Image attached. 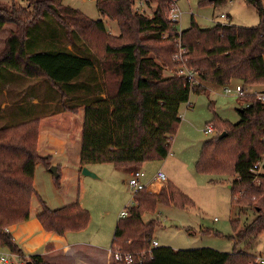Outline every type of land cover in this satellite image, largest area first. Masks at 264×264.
Wrapping results in <instances>:
<instances>
[{
	"label": "trees",
	"instance_id": "1",
	"mask_svg": "<svg viewBox=\"0 0 264 264\" xmlns=\"http://www.w3.org/2000/svg\"><path fill=\"white\" fill-rule=\"evenodd\" d=\"M25 1L26 7L14 1L11 6L0 7V33L6 26L14 27L0 53V70L6 69L27 80H46L58 92L66 93L69 88H79L78 81L85 77L86 71H94L98 65L101 78L96 80L97 93L79 103V107L71 103L62 105L64 112L84 109L82 170L98 165L141 169L151 162L166 161L182 124L181 108L189 103L192 94H208L204 84L224 88L239 81L244 88L264 86L262 0H244L258 14L256 27L239 28L229 23L204 29L193 19L191 27L182 32L178 24L169 21L175 7L172 0H96L101 16L118 24V37L109 34L102 20L89 19L79 10L65 6L63 0ZM138 1H143L149 10L154 1L153 14L139 13L135 6ZM235 1L201 0L199 5L219 8ZM49 18L64 28L73 51L56 44L42 48L32 45L28 50L30 30ZM180 49L185 53L177 59ZM184 69L193 72L198 82L179 75ZM166 70L175 72L165 76ZM242 98L250 105L240 111V123L224 121L214 112L209 124L214 125L218 137L202 146L195 168L200 175L233 178L232 204L249 210L258 209L257 202L264 199V173L252 172L264 161V104L256 95ZM210 108L213 110L212 103ZM40 127L41 120L37 118L0 130V250L25 260L9 228L30 220L34 198L42 209L38 220L47 232L59 236L79 233L91 221L90 212L79 201L51 209L37 193V165L47 170L52 167V157H44L38 150ZM221 135L226 136L220 139ZM58 173L59 177H53V181L60 188L62 175L60 170ZM256 179L258 184L254 183ZM133 196L135 205L126 208L128 217L117 223L113 253L138 256L151 250L154 234L162 224L160 221L145 224L143 218L156 213L159 206L182 210L195 207L193 200L173 183L160 194L140 191ZM258 212L244 229L240 221L231 222L236 234L232 238V253L209 248L159 247L152 249L153 259L142 264H253L258 257L238 248L250 246L264 235V213L260 209ZM27 261L50 264L42 255L30 256Z\"/></svg>",
	"mask_w": 264,
	"mask_h": 264
},
{
	"label": "rangeland",
	"instance_id": "2",
	"mask_svg": "<svg viewBox=\"0 0 264 264\" xmlns=\"http://www.w3.org/2000/svg\"><path fill=\"white\" fill-rule=\"evenodd\" d=\"M13 1L23 7L27 5L25 0H0V7L11 6ZM200 1H177L176 7L182 13L178 24L180 32L189 29L193 19L204 29L213 28L216 23H231L239 28H253L259 24L258 14L244 0H236L219 8L201 7ZM262 1L264 2V0ZM63 3L65 6L79 10L93 21L102 20L110 35L120 36L118 24L101 16L97 9L96 0H63ZM151 5L150 10L143 1H138L135 6L139 13L145 12L150 16L155 10L156 3L152 1ZM222 15L230 16L226 21L221 20ZM13 29L14 27L9 25L0 33V53L3 51L9 33ZM74 35L72 33V39L77 44V38ZM29 42V49L27 48L29 51L32 45L35 46L34 48H37V45L38 48H42L50 44L61 45L68 49L72 48L67 43L66 31L52 18L40 22L30 30ZM97 66L94 71L89 69L84 75H100ZM173 71L166 70L164 75L169 76ZM26 81L36 84L33 87H24L22 83ZM93 82L95 84L96 79ZM19 85L21 86L19 90L14 92L15 87ZM230 86L235 89L237 86H242V83L233 81ZM206 88L209 91L208 94H192L189 101L193 105L192 108L188 107V103L182 106L180 111L183 121L182 126H180L181 130L179 129L177 139L175 138V143L172 144V153L168 159L151 162L141 168L146 174L145 183L148 181L154 183L157 174L161 171L164 172L170 181L174 182L184 194L193 200L195 207L182 210L175 207L159 206L156 213L145 215L143 221L145 224L152 221L161 222L162 227L158 228L154 234V239L160 247H168L174 250L209 248L222 253H232L234 250L232 238L236 237V234L231 222L240 221L242 229L249 226L258 216V209L264 213V199L257 202L258 209L246 210L238 205H233L230 186L234 179L200 175L196 172L195 166L203 144L218 137V135L215 137L207 136L204 133L206 126L214 118V112L222 120L238 124L242 120L240 111L247 109L250 103L245 98L226 94L224 88L220 86L208 84ZM4 89L9 93L7 99L13 104L17 103L15 101L17 99L20 102H26L32 97L48 102L59 100L58 102L61 103L62 100V94L48 81L27 80L6 69H1L0 105L6 100L3 96ZM62 89L66 91V88L62 87ZM259 90L245 88V95H250ZM211 103L213 110L210 108ZM71 104L75 107L79 103ZM62 109V106L53 108V113L61 112ZM18 118H21V115ZM24 120L23 118L14 120L11 116H1L0 130L19 125ZM59 162L61 163L60 159H56L53 164H59ZM36 168L35 188L40 195L44 194L42 196L45 197V200L50 201L51 208H60L79 195L84 207L90 212L91 221L88 228L83 232L69 233V235L78 237L79 242L84 246L100 249L103 256L108 254L112 249L116 226L122 213L127 211L128 206L133 207L135 205L133 200L135 193L128 185L129 171L121 170L112 165H98L94 166V171H92L98 177L97 179L85 177L82 174L79 176L80 178H76L74 174H66L64 171V177L61 178L60 184L65 196H60L53 181V174L47 172L41 164L37 165ZM261 173H264V169L261 170ZM213 180L214 182H211ZM258 183L259 180L256 184ZM38 207V199L34 198L31 211H36ZM238 249L254 256H264V235L257 237L250 246L241 245ZM110 260L113 264L111 257Z\"/></svg>",
	"mask_w": 264,
	"mask_h": 264
},
{
	"label": "crops",
	"instance_id": "3",
	"mask_svg": "<svg viewBox=\"0 0 264 264\" xmlns=\"http://www.w3.org/2000/svg\"><path fill=\"white\" fill-rule=\"evenodd\" d=\"M229 16L227 15V19L221 18V20L227 21ZM107 31L109 32L108 29ZM69 49L72 51V48ZM100 78L101 75H85V77L78 81L79 88H69L66 93L60 92L62 94L61 103L58 102L59 100L56 102H48L38 100L37 97H32L26 102H20L17 99L15 100L17 103L13 104L7 99L9 93L6 89H4L3 96L6 100L0 105V117L11 116L14 120L23 118L25 119L23 123L39 118L41 120L38 142V150L40 154L44 157H52V166L54 165L58 168V170H60L62 178L64 177V171H66V174H74V177L80 178L79 176L82 174L81 152L84 109L79 108L76 113H71L69 111L64 112V108L61 112L53 113V108H59L64 103H81L86 99H90L93 97V94L97 93L99 90V87L96 83L94 84L93 81L94 79L99 80ZM34 84L36 83H28V81L22 83L24 87H33ZM207 85L208 84H204L205 87ZM20 87V85L15 87L14 92H17ZM245 88L250 90L260 89L259 91H254L251 95L264 92V86ZM19 115H21V118H18ZM177 136L175 137L176 139ZM56 159H60L61 163L59 162V164H53V161H56ZM93 168L94 166L88 167L90 171H94ZM135 169L137 168L123 170H128L130 176ZM47 172L50 171L47 170ZM211 182H214V180ZM169 183H173L177 187L174 182L168 179V184ZM145 184L149 187L147 192L152 194H160L167 186H160L151 181H148ZM57 190L59 191L60 196H65L62 186ZM42 195L39 194V196L47 203L49 208H51L50 201L45 200V197ZM77 201H79L82 207L86 209L81 202L79 195H77V198L71 200L70 202H66L67 204L60 206V208L73 204ZM41 210L42 209L39 204L36 211H31V217L28 222L9 228V233L12 235L14 242L22 249L26 260L33 255H42L45 261L50 264H111L109 255L110 252L103 256L100 249L82 245V243L79 242L78 237H72L71 234L59 236L57 234L47 232L38 220V215ZM0 252L9 253L7 250H0ZM257 257L264 256L261 255Z\"/></svg>",
	"mask_w": 264,
	"mask_h": 264
},
{
	"label": "built area",
	"instance_id": "4",
	"mask_svg": "<svg viewBox=\"0 0 264 264\" xmlns=\"http://www.w3.org/2000/svg\"><path fill=\"white\" fill-rule=\"evenodd\" d=\"M178 0H172L174 4V8L171 10L170 15H169V21L175 24H179V19L182 16L181 11L176 7V3ZM222 19H227V16L222 15ZM184 50L180 49V53L176 57L177 59H181L182 55L184 54ZM175 72V71H173ZM172 72V73H173ZM179 75H186L191 81L198 82L197 76L187 70L184 69L180 72ZM224 90L226 94L229 95H237L239 98H242L245 95L244 91V86H237L235 89L232 88L230 85H227L224 87ZM256 95L257 99L259 102L264 104V92L254 94ZM188 107L192 108L193 105L188 103ZM204 133L207 136H217V130L215 129L214 125L208 124L204 130ZM264 166V161L254 167L252 170L253 173L259 174L261 173V170L263 169ZM146 179V174L142 169H135L133 173L130 175V178L128 180V185L129 187L134 191V193L140 192V191H148V186L144 183V180ZM258 180L256 179L254 183H256ZM160 186H166L168 184V177L164 172H159L156 176L155 184ZM128 217V211L123 212L121 215V218H127ZM160 245L159 243L154 239L152 244H151V250L147 253H143L138 256H132V255H123L119 252L113 253L111 250L109 255L112 258L113 262H120V263H125V264H133L135 262L137 263H144L146 261L152 260L153 259V252L152 249L159 248ZM0 264H28V261L25 259H21L18 255L12 254V253H5V252H0ZM253 264H264V257H258L256 262Z\"/></svg>",
	"mask_w": 264,
	"mask_h": 264
},
{
	"label": "water",
	"instance_id": "5",
	"mask_svg": "<svg viewBox=\"0 0 264 264\" xmlns=\"http://www.w3.org/2000/svg\"><path fill=\"white\" fill-rule=\"evenodd\" d=\"M211 1H214V0H211ZM225 136L226 135H221L219 138L223 139ZM50 172L53 174V176L55 178L59 177V173H58V168L57 167H51L50 168ZM82 175L85 176V177H91L93 179H97L98 178L92 171H90L88 169V167L83 168Z\"/></svg>",
	"mask_w": 264,
	"mask_h": 264
}]
</instances>
